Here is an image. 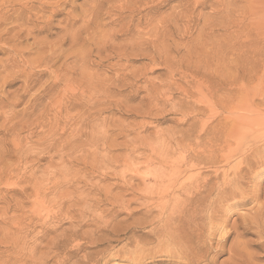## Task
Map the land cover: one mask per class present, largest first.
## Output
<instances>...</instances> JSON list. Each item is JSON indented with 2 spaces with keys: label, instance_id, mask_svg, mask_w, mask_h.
Returning <instances> with one entry per match:
<instances>
[{
  "label": "rangeland",
  "instance_id": "374dc122",
  "mask_svg": "<svg viewBox=\"0 0 264 264\" xmlns=\"http://www.w3.org/2000/svg\"><path fill=\"white\" fill-rule=\"evenodd\" d=\"M131 260L264 264V0H0V264Z\"/></svg>",
  "mask_w": 264,
  "mask_h": 264
},
{
  "label": "bare ground",
  "instance_id": "6f19581e",
  "mask_svg": "<svg viewBox=\"0 0 264 264\" xmlns=\"http://www.w3.org/2000/svg\"><path fill=\"white\" fill-rule=\"evenodd\" d=\"M217 131V130H216ZM213 135V134H212ZM217 137V136H216ZM214 139V138H213ZM214 141V140H213ZM196 142V141H195ZM207 144V143H206ZM227 144V143H226ZM259 144V143H258ZM201 145V144H200ZM205 145V144H204ZM253 147V146H252ZM200 149V148H199ZM224 149V148H223ZM225 153V152H224ZM245 155V153H244ZM243 155V156H244ZM243 159V158H242ZM259 159V158H258ZM261 160V159H260ZM243 162L241 161V164ZM215 164V163H214ZM219 165V164H218ZM237 170V168H236ZM194 179V178H193ZM229 181V180H228ZM227 181V182H228ZM213 184V183H212ZM226 184V183H225ZM207 188V187H206ZM211 189V187H210ZM212 192V191H211ZM217 192V191H216ZM214 193V192H213ZM195 195V194H194ZM201 195V194H199ZM213 195V194H212ZM217 195V194H216ZM163 196V195H162ZM207 196V195H206ZM236 197V196H235ZM202 198V197H200ZM199 198V199H200ZM202 200V199H201ZM192 201V200H191ZM200 202V201H199ZM159 203V202H158ZM194 209V208H193ZM196 210V208H195ZM194 210V212L189 215V220H181L178 217H171L167 218L166 220H159L160 218L157 217L158 220L157 221V225L153 226L151 228H147L148 230L143 232L142 234H140V236L138 235V237H135L137 234L136 232H134L136 235H134L135 238H131L128 237L126 239V246L127 245H132L134 244V247L137 248L140 244H145V245H156L155 247L160 248V250H156V251H144L143 249H138L137 252L134 251L135 256L141 260L144 258V256H155V253H160V254H167V257H172V256H180V254H182V252H184L187 248H188V244H190L189 239L190 236L193 234V232H191V227L190 225L193 224L194 220L196 219L197 213ZM166 213V212H164ZM161 214V213H160ZM167 215L169 213H166ZM172 214V213H171ZM151 215V214H150ZM178 215V214H177ZM148 216V215H147ZM166 216V215H165ZM182 217V216H180ZM186 217V216H184ZM147 218V217H146ZM149 218V217H148ZM154 218V217H153ZM144 219V218H143ZM187 219V218H186ZM201 219V218H200ZM151 220V219H150ZM154 220V219H153ZM144 223V222H143ZM147 223V222H146ZM149 223V221H148ZM150 224V223H149ZM153 224V223H152ZM151 224V225H152ZM139 225V224H138ZM150 225V226H151ZM141 226V225H140ZM143 226V225H142ZM148 226V225H146ZM136 227H138L136 225ZM145 228V227H143ZM136 229V228H135ZM133 229V230H135ZM142 229V228H141ZM146 229V228H145ZM144 229V230H145ZM119 230V229H118ZM124 231V230H123ZM133 232V231H132ZM131 232V233H132ZM133 233V234H134ZM140 233V232H139ZM119 236V235H118ZM192 237V236H191ZM96 240V239H95ZM131 247V246H129ZM134 248V249H135ZM230 248V247H229ZM126 249V248H124ZM125 251V250H124ZM123 251V252H124ZM131 252V251H130ZM119 253V252H118ZM129 253V252H128ZM131 254V253H130ZM133 258V257H132ZM131 258V259H132ZM152 260V259H151ZM130 261V260H129ZM133 261V260H131ZM143 261V260H142ZM135 262V261H133ZM133 262H131L133 264ZM138 263V262H137ZM135 262V264H137Z\"/></svg>",
  "mask_w": 264,
  "mask_h": 264
}]
</instances>
